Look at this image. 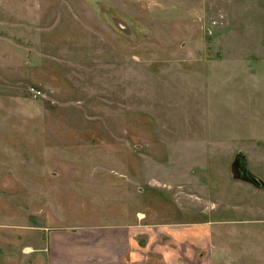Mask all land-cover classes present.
I'll use <instances>...</instances> for the list:
<instances>
[{"label": "rangeland", "instance_id": "374dc122", "mask_svg": "<svg viewBox=\"0 0 264 264\" xmlns=\"http://www.w3.org/2000/svg\"><path fill=\"white\" fill-rule=\"evenodd\" d=\"M239 152L264 179V0H0V264L134 221H207L208 264H264Z\"/></svg>", "mask_w": 264, "mask_h": 264}, {"label": "crops", "instance_id": "0c3cea01", "mask_svg": "<svg viewBox=\"0 0 264 264\" xmlns=\"http://www.w3.org/2000/svg\"><path fill=\"white\" fill-rule=\"evenodd\" d=\"M210 238L207 221L164 225L160 233L139 221L120 222L50 229L46 250L49 264H208Z\"/></svg>", "mask_w": 264, "mask_h": 264}, {"label": "water", "instance_id": "95a60500", "mask_svg": "<svg viewBox=\"0 0 264 264\" xmlns=\"http://www.w3.org/2000/svg\"><path fill=\"white\" fill-rule=\"evenodd\" d=\"M232 179L250 183L258 189L264 190V179L253 173L248 165L247 158L242 153H237L230 164Z\"/></svg>", "mask_w": 264, "mask_h": 264}]
</instances>
